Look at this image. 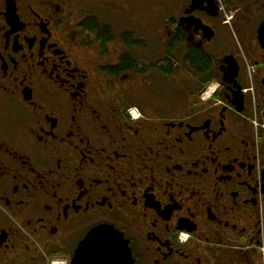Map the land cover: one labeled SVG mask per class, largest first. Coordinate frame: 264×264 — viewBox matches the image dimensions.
Segmentation results:
<instances>
[{
    "label": "flooded vegetation",
    "instance_id": "1",
    "mask_svg": "<svg viewBox=\"0 0 264 264\" xmlns=\"http://www.w3.org/2000/svg\"><path fill=\"white\" fill-rule=\"evenodd\" d=\"M140 1L0 0V264H264V0Z\"/></svg>",
    "mask_w": 264,
    "mask_h": 264
},
{
    "label": "water",
    "instance_id": "2",
    "mask_svg": "<svg viewBox=\"0 0 264 264\" xmlns=\"http://www.w3.org/2000/svg\"><path fill=\"white\" fill-rule=\"evenodd\" d=\"M108 230L109 235H114L116 243L114 246L100 248L89 240L98 230ZM72 264H134L128 242L123 235L106 226L92 230L85 240L80 244Z\"/></svg>",
    "mask_w": 264,
    "mask_h": 264
},
{
    "label": "snow or ice",
    "instance_id": "3",
    "mask_svg": "<svg viewBox=\"0 0 264 264\" xmlns=\"http://www.w3.org/2000/svg\"><path fill=\"white\" fill-rule=\"evenodd\" d=\"M94 244L100 248H106L114 246L116 243V238L114 235H109L108 230L100 229L97 233H94L92 237L89 238Z\"/></svg>",
    "mask_w": 264,
    "mask_h": 264
},
{
    "label": "rangeland",
    "instance_id": "4",
    "mask_svg": "<svg viewBox=\"0 0 264 264\" xmlns=\"http://www.w3.org/2000/svg\"><path fill=\"white\" fill-rule=\"evenodd\" d=\"M167 2L169 3L171 0H142L140 1V4H142L144 9L147 10L146 15H148L150 12H152L154 7L164 6ZM151 44H153V40L148 37L145 45L151 47Z\"/></svg>",
    "mask_w": 264,
    "mask_h": 264
}]
</instances>
